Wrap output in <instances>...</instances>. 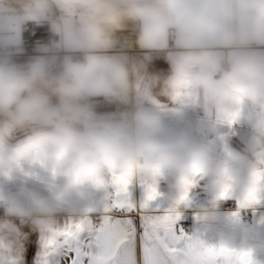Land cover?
Listing matches in <instances>:
<instances>
[{
  "label": "clouds",
  "instance_id": "obj_1",
  "mask_svg": "<svg viewBox=\"0 0 264 264\" xmlns=\"http://www.w3.org/2000/svg\"><path fill=\"white\" fill-rule=\"evenodd\" d=\"M30 26L48 39L22 60ZM154 59L168 71H151ZM187 89L193 100L172 107ZM189 110L201 119L183 129L165 122ZM241 120L250 134L237 151L222 129ZM114 177L155 189L179 217L205 183L191 246L264 264V239L237 243L231 227L216 230L228 197L249 208L264 184V0H0L6 246L22 251L24 227L51 238L75 194L111 190Z\"/></svg>",
  "mask_w": 264,
  "mask_h": 264
},
{
  "label": "snow or ice",
  "instance_id": "obj_2",
  "mask_svg": "<svg viewBox=\"0 0 264 264\" xmlns=\"http://www.w3.org/2000/svg\"><path fill=\"white\" fill-rule=\"evenodd\" d=\"M131 185L114 177V187L82 219L53 229V236L41 242L39 264H250L244 254L233 260L222 248L192 247L176 229L179 216L158 215L152 208L156 190L141 184L145 195L137 201ZM262 190L250 193L249 202L258 203Z\"/></svg>",
  "mask_w": 264,
  "mask_h": 264
},
{
  "label": "crops",
  "instance_id": "obj_3",
  "mask_svg": "<svg viewBox=\"0 0 264 264\" xmlns=\"http://www.w3.org/2000/svg\"><path fill=\"white\" fill-rule=\"evenodd\" d=\"M125 36L131 38L129 33H125ZM129 54L140 56L142 53L139 49L132 48L129 50ZM150 70L158 72L156 67L151 63ZM193 100V94L191 89H187L181 97L177 99L172 107L177 109L185 106ZM202 113L198 110H189L184 113L183 116H170L167 117L165 122L176 129H183L189 123L195 122L201 119ZM222 134L227 137V145L237 151H243L245 147V141L250 134V130L247 124L241 120L239 123L228 128L222 129ZM261 189H264V184L261 185ZM160 191L163 194H167L168 188L166 183H161ZM130 192L132 197L141 201L144 198L145 191L140 183H132L130 186ZM105 196V191L95 190L92 188L81 189L79 193L73 196L70 202V207L61 210L59 219H61V229L64 227V222L69 220H80L84 217L86 209L97 205ZM210 193L205 183H201L189 196L187 205L183 210V215L180 216V220L176 223V229L180 232L181 227L194 230L196 228V214L200 208H202ZM226 200L236 201L238 203L237 211L221 212L222 222L218 225L216 230H223L226 227H231L236 235L237 243L249 238L259 237L264 239V190L259 194V202L252 205L249 208L241 209L240 199L238 196L233 195ZM152 208L156 210L158 215L168 214V209L163 199H157L153 202ZM75 213H81L79 216H73ZM249 214L253 222L251 224H243L242 218ZM134 215V214H129ZM238 215V220L235 223L229 224L233 216ZM53 230V229H52ZM51 230V231H52ZM23 231L28 233L27 240L22 244V251L19 253H13L8 249L2 236H0V260L8 262V264H39L38 258L42 251V241H46L43 235L38 233H29L27 228L24 227ZM186 234V233H185ZM188 235V234H186ZM49 239V238H48ZM261 261H264V255L260 257Z\"/></svg>",
  "mask_w": 264,
  "mask_h": 264
},
{
  "label": "built area",
  "instance_id": "obj_4",
  "mask_svg": "<svg viewBox=\"0 0 264 264\" xmlns=\"http://www.w3.org/2000/svg\"><path fill=\"white\" fill-rule=\"evenodd\" d=\"M48 39L46 28H32L29 27L28 31L24 34V48L25 53L20 59H26L28 56L34 55V48L37 41H44ZM152 64L156 67L158 72L166 73L168 71V65L162 59H154ZM238 203L236 201L225 200L222 204L220 211L229 212V211H237ZM253 222L252 217L247 214L242 218L243 224H251ZM29 233L32 232L28 227H26ZM180 231H183L186 234H190L192 230L187 229L186 227H181Z\"/></svg>",
  "mask_w": 264,
  "mask_h": 264
}]
</instances>
